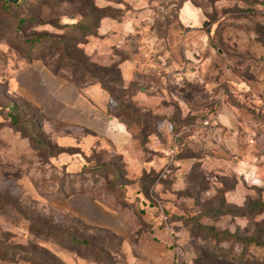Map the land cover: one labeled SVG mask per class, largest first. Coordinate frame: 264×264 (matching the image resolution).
<instances>
[{
    "label": "rangeland",
    "instance_id": "374dc122",
    "mask_svg": "<svg viewBox=\"0 0 264 264\" xmlns=\"http://www.w3.org/2000/svg\"><path fill=\"white\" fill-rule=\"evenodd\" d=\"M9 8L0 2V241L23 248L0 245V264H264V0ZM28 38L44 39L39 56ZM74 88L105 92L134 152L69 136L52 115L72 111ZM8 106L46 147L5 126Z\"/></svg>",
    "mask_w": 264,
    "mask_h": 264
},
{
    "label": "crops",
    "instance_id": "0c3cea01",
    "mask_svg": "<svg viewBox=\"0 0 264 264\" xmlns=\"http://www.w3.org/2000/svg\"><path fill=\"white\" fill-rule=\"evenodd\" d=\"M130 65V62L125 60L119 66L124 73L125 71H129ZM74 90L77 94L76 96L74 94L72 96L77 103L72 108V111L65 112L61 108L52 115L53 117L60 118L61 122L66 125V128L70 132L69 136L78 138L88 136V139L92 141L107 140L116 151L123 155L134 152L137 147V141L126 125L117 118H110L106 114L105 107L108 98L105 92L103 90L99 91L97 88H89L84 92L76 88ZM96 94L98 98L104 99L101 100V103L95 101L94 96ZM98 125L99 127H97ZM82 196L76 195L73 199L78 201Z\"/></svg>",
    "mask_w": 264,
    "mask_h": 264
},
{
    "label": "trees",
    "instance_id": "16d2710c",
    "mask_svg": "<svg viewBox=\"0 0 264 264\" xmlns=\"http://www.w3.org/2000/svg\"><path fill=\"white\" fill-rule=\"evenodd\" d=\"M0 2L2 3V6L4 7V9L10 11V8H9L10 6L22 7V6L25 5L26 0H0ZM76 25H77L76 27L78 28V30L86 33V27L87 26H86V24L84 22H77ZM78 33H79V31H78ZM43 40H44L43 38H28L26 40L27 48H28V55H31L32 53H35V55L39 56V54L42 53L41 50L39 49V47L42 46V41ZM3 112L7 116L6 121H4L5 122V126L10 127L16 133H20L19 134L20 139H24L25 138V135H22V131L24 129H26L27 133H29V136H28L27 139H29L28 142L30 144H32L34 147L38 146V145H40L42 147H46L43 144V142L39 139L38 135L36 134V130H35L34 125L31 122H29L28 120H26V119H20L18 117L17 113H16V109H15L14 106L5 107ZM120 121L126 125L127 129L131 132L132 136L136 139L137 138L136 134H134L130 130V127L128 126V124L126 122L122 121V120H120ZM82 168L85 169L86 172H89L90 169H92L90 167H84V166ZM95 168H97V167H95ZM88 192L89 191H86V190L85 191H82V190L76 191V193H88ZM67 198L69 199L70 197L66 196L65 199H67ZM262 205L264 206V202H263ZM79 240L80 239H76V241H79ZM85 241L86 240H84L83 244H86ZM256 244H257V242H249V243H247L248 246H254ZM0 245H1L2 249L10 250V251H15L17 249H22L23 248V246H20V245H18V246H16V245H8L7 243H2L1 241H0Z\"/></svg>",
    "mask_w": 264,
    "mask_h": 264
}]
</instances>
